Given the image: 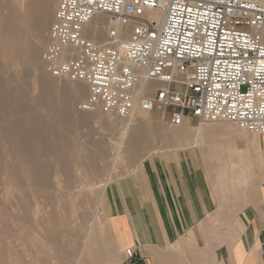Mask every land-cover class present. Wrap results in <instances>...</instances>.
Returning a JSON list of instances; mask_svg holds the SVG:
<instances>
[{
  "label": "rangeland",
  "instance_id": "obj_1",
  "mask_svg": "<svg viewBox=\"0 0 264 264\" xmlns=\"http://www.w3.org/2000/svg\"><path fill=\"white\" fill-rule=\"evenodd\" d=\"M49 1L0 0V18L9 14L18 18L29 14L27 20L17 22L22 33L19 41L22 57L13 49H2L0 42V78L14 93H20L29 107L27 113L39 117L46 127L44 143L50 145L60 135L69 150L64 154L63 162L67 163L62 168L63 165L53 160L52 153L48 156L41 154L44 145H40L41 149L35 155L37 159L48 162L50 168L37 170L36 179L32 181L28 171L32 163L17 161L9 149L12 138L3 131L4 121L0 119V264H113L115 243L109 234L106 188L116 181L147 174L149 163L161 157L167 147L194 146L199 140L195 137L191 138L189 145H178L160 135L162 131L176 127L186 130L202 127L200 136L202 133L203 136L215 135L217 130L228 136L217 146H209L213 153L207 156V164L212 165L207 166V226L211 228L207 239L222 237L220 232L236 224L237 213L246 210L264 195V178L249 173L243 180L223 183L226 179L221 178L222 171L217 167L220 163L215 159H223L229 165L232 162L229 160L231 150L237 151L239 157L248 153L253 155L256 151L252 149L256 145L261 153L264 151V135L244 131L228 122H200L193 116L182 124L184 128L174 126L168 123L162 112L155 110L145 111L148 118L143 121L154 134L140 140L139 146L128 147L127 136L123 138L120 128L128 118L120 119L102 108H81V102L87 97V87L80 82L78 85L83 87L84 92L66 105L72 114L70 118L66 117V123L60 124L58 102L62 97L58 88L65 85V81L49 75L42 59L59 0L55 3ZM44 11L47 12V22L40 28L39 18ZM106 21L103 19V22ZM105 32L106 29L102 28L101 34L96 36L99 38L97 41L104 40ZM43 78L53 85L49 91L42 86ZM43 91L46 93L45 104L37 99ZM84 113H91L86 122L76 119ZM252 137L257 138L258 143H246ZM250 146H253L252 149ZM91 156L92 159L88 160ZM91 160L93 162L89 164ZM226 169L224 175L233 172L231 167ZM241 198L244 200L241 207L233 208L237 207L236 201L240 202Z\"/></svg>",
  "mask_w": 264,
  "mask_h": 264
},
{
  "label": "built area",
  "instance_id": "obj_2",
  "mask_svg": "<svg viewBox=\"0 0 264 264\" xmlns=\"http://www.w3.org/2000/svg\"><path fill=\"white\" fill-rule=\"evenodd\" d=\"M96 15L102 42L87 32ZM42 59L52 77L87 87L83 109L264 135V0H59Z\"/></svg>",
  "mask_w": 264,
  "mask_h": 264
},
{
  "label": "crops",
  "instance_id": "obj_3",
  "mask_svg": "<svg viewBox=\"0 0 264 264\" xmlns=\"http://www.w3.org/2000/svg\"><path fill=\"white\" fill-rule=\"evenodd\" d=\"M214 132L199 136V146L167 147L149 163L147 174L106 188L113 264H264V195L239 211L236 224L220 232L222 237L207 239V166H212L207 156L213 153L209 146L228 137ZM253 139L246 143L256 144ZM127 248H132L130 258Z\"/></svg>",
  "mask_w": 264,
  "mask_h": 264
},
{
  "label": "bare ground",
  "instance_id": "obj_4",
  "mask_svg": "<svg viewBox=\"0 0 264 264\" xmlns=\"http://www.w3.org/2000/svg\"><path fill=\"white\" fill-rule=\"evenodd\" d=\"M153 12H156V11H153ZM28 18H29V14H26V13L23 15V17L19 16V18L18 16H15L14 14H9V15H6L5 17L0 18V42L2 43V46H1L2 49H4L5 47L9 49H13L19 53L17 54L18 56L22 57V54H20V49H19L20 48L19 41L21 40L22 33H21V30L17 26V22L22 19L27 20ZM39 19L41 22L39 27L43 28V26L47 22V12L44 11L41 18ZM103 19L104 18L101 17V15H96L93 17V19L90 21V23L87 26V32L90 33L91 37L95 40L99 39V38H96V36L98 34L99 35L101 34V29L105 28L104 26H102ZM58 80L65 81L64 82L65 85L63 86L60 85V87L58 88L60 96L62 97V100L58 102V104L60 105V107L58 108V114L60 115L58 116V121L60 124H64L66 123V120H67L66 117L70 118V114H72L71 109L69 107H66V105L68 103H71L74 98H79L80 96H82L84 90H83V87L79 86L77 82H70L68 80H62V79H58ZM42 86L48 91L53 88V85L51 84V82L45 78L42 79ZM44 95H46V93L43 91L37 97L38 102L42 103L44 101V104L46 103ZM50 102L52 103L51 100ZM28 108L29 107L26 104V102H23V98L20 95V93L19 92L14 93L12 89L9 87L8 83L6 81H3L0 78V119L4 121L5 128L3 131L5 133H8L12 138L11 142L9 143V149L15 155L17 161L24 162V163L25 162L32 163V167L28 171L30 172L31 180L33 181L34 179H36L35 174L37 173L36 172L37 170L39 169L48 170L50 168V165L48 162H46L45 160L41 161L40 159H37V155H35L37 150L41 149L40 145L41 146L44 145L42 147L41 154L43 156H48V153L50 154L52 153L54 155L53 160L63 165L62 168H64L65 166L64 163H67V162H63L64 157L66 156V155L64 156V154H66L69 150H67L68 149L67 144L64 143L63 139L59 137L60 135L58 134L57 135L59 139H57L52 144L46 145V143H44L43 133L45 132L44 130L46 127L43 126L39 117H36L35 115L27 113ZM89 115L87 113H84V115L77 116L76 119L78 118L77 120L81 122H86L89 118ZM147 118H148L147 112L145 111L142 112V110L140 109H135L133 111V114L130 117H128L126 121L122 122L121 127H120L122 129L121 133L123 134L122 135L123 138L127 136L126 144L128 147L130 146L137 147L140 145V140L146 138L148 135L154 134L153 132L147 129L148 125L146 123H143V121L146 120ZM100 119L101 118H99V120ZM218 122H221V121H218ZM211 123H217V122H211ZM182 124L178 126H181L184 128V125ZM201 130H202V127L195 128V130H192V129L186 130V129L176 127L173 130L162 131V132L160 131L162 133L160 135H162L163 137L172 139L177 144L188 143L186 145H189L191 144V138L195 139L196 137V139H198V137L200 136L199 134L202 132ZM189 134L191 137L190 139H188ZM196 134H198L199 136ZM253 140L257 142V138ZM199 141L201 140L199 139L194 144L196 146H199L198 145ZM249 141L250 140H248V142ZM249 144L251 145L252 142H249ZM219 150L222 151L223 149H219ZM252 150L256 151L257 153L255 152V154L253 153V155L252 153L243 154L241 157H239V153L237 151L231 150L229 154L230 155L229 160H231L232 162L230 161L231 164L229 163V165H228V162H226L223 159H219V158L215 159L216 162L219 161L220 163V166H217V167H219V169L222 171L221 178L226 179L222 181L223 183H227L229 181L236 182L237 180L239 181L243 180L245 177H248L249 173L255 174L257 175V177L264 178V151H261L260 153L259 151L260 148L257 145L253 147ZM218 152L219 151H217V153ZM217 157H219V154L217 155ZM90 159H92V156L88 157V160ZM92 162H93L92 160L89 161V164H92ZM227 167L233 168V172H231L230 175H224V172L227 170L226 169Z\"/></svg>",
  "mask_w": 264,
  "mask_h": 264
}]
</instances>
